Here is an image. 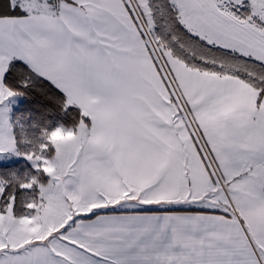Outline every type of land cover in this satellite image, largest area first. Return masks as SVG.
<instances>
[{
	"label": "snow or ice",
	"instance_id": "6c2138e0",
	"mask_svg": "<svg viewBox=\"0 0 264 264\" xmlns=\"http://www.w3.org/2000/svg\"><path fill=\"white\" fill-rule=\"evenodd\" d=\"M0 264H264V0H0Z\"/></svg>",
	"mask_w": 264,
	"mask_h": 264
}]
</instances>
